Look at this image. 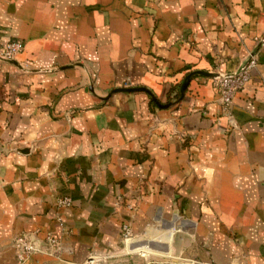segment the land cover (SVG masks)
<instances>
[{
  "label": "crops",
  "instance_id": "0c3cea01",
  "mask_svg": "<svg viewBox=\"0 0 264 264\" xmlns=\"http://www.w3.org/2000/svg\"><path fill=\"white\" fill-rule=\"evenodd\" d=\"M17 40L0 61V264L24 233L42 249L25 264H264V0H0V47ZM248 61L229 111L213 77L177 102L188 74ZM128 88L166 107L111 93Z\"/></svg>",
  "mask_w": 264,
  "mask_h": 264
},
{
  "label": "built area",
  "instance_id": "2783aa9c",
  "mask_svg": "<svg viewBox=\"0 0 264 264\" xmlns=\"http://www.w3.org/2000/svg\"><path fill=\"white\" fill-rule=\"evenodd\" d=\"M23 43L21 41H12L4 46L0 47V61L12 60L17 54L22 52ZM253 61H248L242 65L237 71L221 75L213 78V85L219 95L222 109L229 111L234 96L243 90L244 86L250 80V71L253 68ZM59 207H70L71 200L69 198H61L57 200ZM130 208V207H129ZM121 234L124 241L131 239V230L127 224L121 225ZM35 233H24L18 235L12 240L11 246L16 251V260L18 264H25L33 255L42 253L40 245H37ZM43 242L53 249H58V243L56 239L47 235ZM97 259H90L87 263L92 264ZM187 264H197L194 262H188Z\"/></svg>",
  "mask_w": 264,
  "mask_h": 264
},
{
  "label": "water",
  "instance_id": "95a60500",
  "mask_svg": "<svg viewBox=\"0 0 264 264\" xmlns=\"http://www.w3.org/2000/svg\"><path fill=\"white\" fill-rule=\"evenodd\" d=\"M10 62H11V61H10ZM12 63H13V62H12ZM196 75L204 76V77H208V78H212V77L214 78V77L217 76V75H214V74H210V73H208V72H205V71H195V72H192V73L188 74V75L184 78L182 84H181L180 87H179V95H178V98H177V102H179V101L183 98V96H184V94H185V91H186V88L188 87V85H189L191 79H192L194 76H196ZM138 91H143V92H145V93L151 98V100H152V101H153L158 107H163V108L166 107V105H165V106H161V105H159L158 102H157V101L154 99V97L151 95V93H150L148 90L144 89V88L117 89V90L112 91L111 93H114V92H126V93H132V92H138ZM169 105H171V104H169ZM169 105H167V106H169Z\"/></svg>",
  "mask_w": 264,
  "mask_h": 264
},
{
  "label": "rangeland",
  "instance_id": "374dc122",
  "mask_svg": "<svg viewBox=\"0 0 264 264\" xmlns=\"http://www.w3.org/2000/svg\"><path fill=\"white\" fill-rule=\"evenodd\" d=\"M86 264H89V263H86ZM92 264H105V262H101V261L97 260V261L93 262ZM141 264H142V262H141Z\"/></svg>",
  "mask_w": 264,
  "mask_h": 264
},
{
  "label": "trees",
  "instance_id": "16d2710c",
  "mask_svg": "<svg viewBox=\"0 0 264 264\" xmlns=\"http://www.w3.org/2000/svg\"><path fill=\"white\" fill-rule=\"evenodd\" d=\"M178 90V89H177ZM176 96H177V94H176Z\"/></svg>",
  "mask_w": 264,
  "mask_h": 264
}]
</instances>
